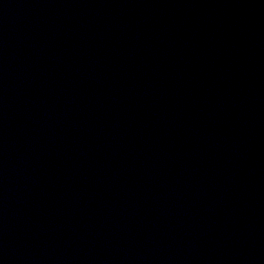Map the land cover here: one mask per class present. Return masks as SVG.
<instances>
[{"label":"water","instance_id":"water-1","mask_svg":"<svg viewBox=\"0 0 264 264\" xmlns=\"http://www.w3.org/2000/svg\"><path fill=\"white\" fill-rule=\"evenodd\" d=\"M0 264H264V0H0Z\"/></svg>","mask_w":264,"mask_h":264}]
</instances>
